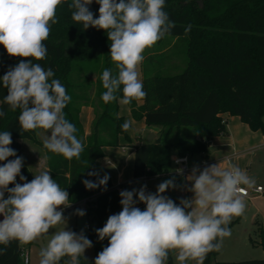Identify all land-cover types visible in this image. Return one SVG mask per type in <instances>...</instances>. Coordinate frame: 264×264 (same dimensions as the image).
<instances>
[{"label":"clouds","instance_id":"obj_1","mask_svg":"<svg viewBox=\"0 0 264 264\" xmlns=\"http://www.w3.org/2000/svg\"><path fill=\"white\" fill-rule=\"evenodd\" d=\"M66 0H0V45L10 57L21 58L0 77L7 95L3 103L12 111L20 110L18 122L23 131L43 129L50 132L43 140L49 152L66 159H77L84 151V144L77 138V129L66 119L64 109L71 96L58 79H53L51 68L45 70L40 63L47 57L44 43L50 35L51 25L58 22L56 11ZM99 16L89 10L93 0H71L68 5L72 19L82 24L104 30L110 41V58L115 74L105 68L100 77L105 103L118 99L130 104L145 98L138 66L144 61L143 53L155 45L176 27L169 19L165 0H95ZM185 32L191 30L188 25ZM5 112L0 110V116ZM131 126L129 121L121 125L123 131ZM9 131L0 132V245L12 241L21 246L30 244L49 233L57 225L65 227L56 231L47 245L39 251L38 264H80L85 251L93 246L83 230L80 233L67 229L63 209L70 206L69 193L53 179L50 169H44L28 182L21 175L23 158L17 156ZM9 157H16L9 160ZM178 174L183 169L175 170ZM89 175H98L90 172ZM19 176L23 183H16ZM109 176L105 174L97 182L85 179L86 189L103 187L106 190ZM191 187L186 191L192 198L180 199L177 205L164 195L177 188L175 177L161 182L156 193L146 191V185L138 190H122V210L108 217L102 228L96 229L99 240L108 239V245L98 253L94 264H167L170 253L176 255L180 264H203L206 255L219 251L225 237L231 235L228 225L234 217L242 216L246 202L242 193L252 189L255 180L236 165L222 168L212 164L202 170L193 167L186 177ZM14 184V187H9ZM7 193V198H5ZM134 197L136 199H134ZM137 202L146 205L141 210ZM75 215L83 217V210ZM4 249H0L3 254ZM24 264H30L25 253Z\"/></svg>","mask_w":264,"mask_h":264},{"label":"trees","instance_id":"obj_2","mask_svg":"<svg viewBox=\"0 0 264 264\" xmlns=\"http://www.w3.org/2000/svg\"><path fill=\"white\" fill-rule=\"evenodd\" d=\"M70 3L71 0H66L57 8L58 22L51 25L50 35L44 41L46 59L33 62L40 63L45 70L51 68L55 74L53 79H58L71 96L64 113L75 125V134L84 144L80 159L69 160L49 152L35 131L20 128V110L12 111L3 103L7 89L2 80L0 110L5 115L0 116V132L11 133L10 147L19 157H22V140H33L46 151L50 174L68 191L69 202L76 203L95 195L85 210L96 226H89L84 232L93 243L94 256L80 258V264H94L98 253L108 245V239L99 240L95 230L102 228L108 217L120 208L121 191L113 186L109 175L106 190L103 187L86 189L82 181L87 179L95 183L103 178L105 174L97 173L95 163L104 156V146L118 145L120 135L129 136L121 129L126 121L119 113L122 90L116 94V101L105 103L101 98L106 91L101 75L95 72L97 76L90 78L83 66L104 58L105 68L112 69L115 74V66L109 61L107 34L91 26L83 29L82 24L74 22ZM88 7L94 18H98L99 5L95 0ZM164 10L176 24L167 34L175 38V43L167 51L144 56L141 71L147 95L128 104L135 120L144 119L148 125L161 126V131L154 140L135 145L134 179L121 183L122 190H138L144 176L157 177L160 182L175 177L177 184V174L171 171L172 152L178 155L207 152L212 137L228 132L225 115L238 116L253 130L264 128V0H165ZM188 25L191 30L185 32ZM178 44L184 46L181 70L180 64L172 63V59L177 58L172 50ZM20 59L10 57L0 45V77ZM88 104L94 106L96 115L92 131L85 138L79 113L81 107ZM183 127L192 128L191 138L183 135ZM5 162H0V166ZM90 172L98 175H89ZM21 175L28 182L34 178L24 162ZM16 179L20 180L19 176ZM14 186L9 185L10 188ZM7 195L5 193V198ZM171 199L178 205L175 195ZM139 208L144 210L146 205L140 203ZM237 221L232 219L228 227ZM258 229L264 247V229L262 226ZM0 249H4L0 264H24V245L12 241L6 247L0 245ZM216 254L217 251L209 252L203 264H212ZM173 255L170 253L167 264L174 263ZM67 259L62 258L60 264ZM215 264H264V258L216 261Z\"/></svg>","mask_w":264,"mask_h":264},{"label":"crops","instance_id":"obj_3","mask_svg":"<svg viewBox=\"0 0 264 264\" xmlns=\"http://www.w3.org/2000/svg\"><path fill=\"white\" fill-rule=\"evenodd\" d=\"M137 70L142 81L141 64L138 66ZM121 99L122 98L118 100L119 113L121 114L122 109L123 114L121 115L124 116L127 112V115H131L132 117L130 107L120 103ZM125 106L127 109H125ZM95 115V108L91 104L83 105L80 109L79 118L83 128V136L85 138L92 131ZM225 117L228 132L226 134H219L212 137L207 152L188 155V173L177 174L175 171L178 169L176 164L175 168L171 169L172 172L177 174V188L167 190L164 195L169 198H171L172 195H175L178 205L180 199L192 198L194 195L193 193L186 191L188 187H191V182L187 181L186 177L191 174L193 167H198L202 170L206 166L218 163L222 168L236 165L255 180V185H261L264 188V128L253 130L238 116L225 115ZM139 123L142 124L143 128L148 129V135L150 132L155 133V138L157 137L159 130H161V126L148 125L144 119L139 120ZM122 137H124V135H120L118 145L104 146L103 157H107V165L99 167L97 164L103 157L98 159L95 163L97 173L109 175L114 187L121 183H128L134 179L133 164L135 145L147 142V140H143L142 136H138V140L134 143L132 136L129 135L128 139L131 141V144H128L127 142H123ZM31 141L33 144H26V140H22V158L24 162V154L26 149H28L33 164H27L26 162H24V164L34 176V174H39L40 171L49 169V167L47 164L46 151L37 142L33 140ZM173 154L176 156L178 155L176 151L172 152V157ZM149 179H155L159 184L161 183L160 179L157 177L147 178V181ZM20 183H23V181ZM244 199L247 204V210H249L250 213L248 220L243 225L241 224L242 221L239 220L230 227L231 235L224 238L222 247L217 251L216 257L250 254L254 252L251 249V243L261 245L258 228L259 226H262L264 229V193H252L249 197H244ZM252 231L256 237H253Z\"/></svg>","mask_w":264,"mask_h":264},{"label":"rangeland","instance_id":"obj_4","mask_svg":"<svg viewBox=\"0 0 264 264\" xmlns=\"http://www.w3.org/2000/svg\"><path fill=\"white\" fill-rule=\"evenodd\" d=\"M174 43H175V38L172 36L166 35L164 38L159 40L155 45L146 49L145 52L143 53V55L146 56V55L151 54V53L167 51L172 47V45ZM183 51H184V46L182 44H178L172 50L173 54H175L177 57V58L172 59V63L180 64L179 70H181V68H183V66H184L183 65V59L185 56H184ZM109 61L111 62L112 66H113L114 63L111 61V58H109ZM83 66L86 70V75L90 78H94L97 76V74H95V72H98L99 75H102V72L105 69L104 58H100L95 63L90 62V63L83 64ZM77 67H78V64L76 65V69H77ZM126 106H125V109H127V107H128V106L127 107ZM122 111L123 110L121 109V114H123ZM126 115H127V112L125 113L124 116H126ZM125 120L129 121L131 123L130 128L127 130V134H128V136L129 135L132 136V140L134 141V143H136V141L138 140V138H137L138 136H142L143 140H147L148 129L143 128L142 124L139 123V120H135L134 118L131 117V115H127L125 117ZM182 129H183L182 133L184 136H186L188 138H191L193 136V131H192L191 127H183ZM38 131L41 134L37 135V137L42 141L46 138L47 135H50V132H47L43 129H39ZM160 131L161 130H159V132ZM159 132H158V134H159ZM122 138H123V142H127L128 144H131L130 143L131 141L125 135ZM26 144H33V142L31 140H26ZM175 157H176V155L173 154L172 161H171V169L175 168V162L173 161ZM106 158L107 157H105V158L103 157L102 159H100L98 161L97 164L99 165V167H103L104 165H107L106 164ZM24 162H26L27 164H33L32 157L30 156V152L28 149H26L25 154H24ZM147 182L149 184L151 193H153V194L156 193L157 186L159 185V182L155 179H149ZM85 209H86L85 206L75 205L74 203L70 204L69 207L63 209V215L67 219V229L68 230L74 231V229H75L77 233H80L81 230H83V232H86L88 230L89 226L93 227V228L96 226V222L88 216ZM76 210H83L85 212V215L83 217L75 215ZM121 210H122V206L120 204V208L114 214L119 213ZM249 214H250L249 210H247V206H246V210H245L244 214L242 216H239V217H234L233 220H238V221L240 220V221H242L241 224L243 225L248 220ZM64 227H65L64 224L57 225L53 229H50L49 233L46 234L45 236L37 239L36 241H34L30 244L24 245L25 252H28V254L30 256V264H38L40 249L47 245L51 236L56 231H59V230L63 229ZM252 235H253V237H256V236H254L253 231H252ZM251 249L254 252L250 253V254L226 255V257H216L215 260L212 262V264H215L216 261H240V260L264 258V248L262 247V245H257L256 243H251ZM84 255L88 258L93 257L94 256L93 246L91 248L87 249L85 251ZM173 260H174L173 264H180V262L176 259L175 254L173 255ZM188 264H195V262L189 261Z\"/></svg>","mask_w":264,"mask_h":264},{"label":"built area","instance_id":"obj_5","mask_svg":"<svg viewBox=\"0 0 264 264\" xmlns=\"http://www.w3.org/2000/svg\"><path fill=\"white\" fill-rule=\"evenodd\" d=\"M187 161H188V154L177 155L174 158V162L177 165L178 169H183V173L182 174H186L189 171V167H188ZM141 180H142L141 186L146 185L147 186L146 187V191L149 192V193H151L150 187L147 184V178L144 176V177H141ZM20 182H21V180L16 179V183H20ZM117 187H118V190L119 191H122V187H120V185H118ZM263 191H264L263 186H261V185H255L252 189H247L246 188L245 189V192L242 193V195L244 197H249L252 193H262ZM94 198H95V195L90 196V197H87V198H83L82 200H80V201H78V202H76L74 204L75 205L86 206L88 204V202L89 201H92ZM135 206L136 207H140V202L137 203ZM2 220H3V216L0 215V221H2ZM25 253H28V252H25V250L23 249L22 258H23V256H24Z\"/></svg>","mask_w":264,"mask_h":264},{"label":"water","instance_id":"obj_6","mask_svg":"<svg viewBox=\"0 0 264 264\" xmlns=\"http://www.w3.org/2000/svg\"><path fill=\"white\" fill-rule=\"evenodd\" d=\"M154 138H155V133L150 132L148 137H147V141H152V140H154Z\"/></svg>","mask_w":264,"mask_h":264}]
</instances>
